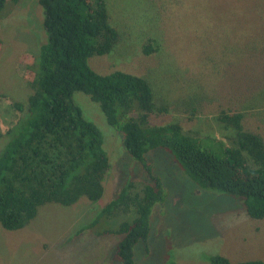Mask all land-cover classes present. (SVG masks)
Masks as SVG:
<instances>
[{
	"label": "rangeland",
	"instance_id": "374dc122",
	"mask_svg": "<svg viewBox=\"0 0 264 264\" xmlns=\"http://www.w3.org/2000/svg\"><path fill=\"white\" fill-rule=\"evenodd\" d=\"M106 2L120 42L110 55L92 57L89 64L101 74L121 70L150 80L170 106L154 122L174 120L201 137H220L226 132L215 118L230 108L245 114V126L264 134V0ZM7 8L0 19V149L20 117L8 99L25 102L30 93L18 58L37 54L46 41L38 0L9 1L0 16ZM147 44L154 49L150 54ZM78 94L85 116L103 134L110 162L103 195L72 206L45 204L21 230L0 227V264H118V237L80 229L125 181L145 180L146 174L99 107ZM147 160L163 182L165 199L152 208L149 236L134 247L135 264H210L215 255L231 264L264 261V219L249 218L242 198L201 187L161 149L148 152Z\"/></svg>",
	"mask_w": 264,
	"mask_h": 264
},
{
	"label": "trees",
	"instance_id": "16d2710c",
	"mask_svg": "<svg viewBox=\"0 0 264 264\" xmlns=\"http://www.w3.org/2000/svg\"><path fill=\"white\" fill-rule=\"evenodd\" d=\"M9 1L13 5L17 0H0V13ZM38 2L46 41L37 54L25 52L18 58L30 93L25 102L7 98L20 117L0 149L1 228L23 229L48 203L72 206L82 198L97 202L102 197L110 162L103 134L85 116L78 93L99 107L126 153L146 174L145 180L125 181L116 197L80 229L118 237V264H135L134 247L146 242L152 208L165 199L163 182L147 160L154 149L169 153L201 187L242 198L249 218L264 219V134L245 126L244 113L220 109L215 120L226 132L220 137H201L174 120L154 122L170 106L150 80L121 70L101 74L89 64L92 57L110 55L120 42L106 0ZM9 12L7 8L0 19ZM144 50L154 51L150 44ZM209 262L231 264L220 255Z\"/></svg>",
	"mask_w": 264,
	"mask_h": 264
}]
</instances>
